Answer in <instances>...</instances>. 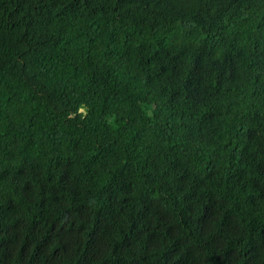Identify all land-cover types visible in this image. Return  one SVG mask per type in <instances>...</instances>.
Here are the masks:
<instances>
[{
	"label": "trees",
	"instance_id": "obj_1",
	"mask_svg": "<svg viewBox=\"0 0 264 264\" xmlns=\"http://www.w3.org/2000/svg\"><path fill=\"white\" fill-rule=\"evenodd\" d=\"M0 264H264V0H0Z\"/></svg>",
	"mask_w": 264,
	"mask_h": 264
}]
</instances>
